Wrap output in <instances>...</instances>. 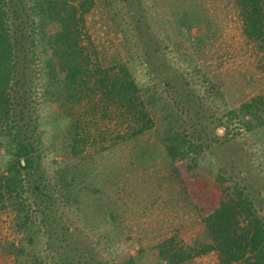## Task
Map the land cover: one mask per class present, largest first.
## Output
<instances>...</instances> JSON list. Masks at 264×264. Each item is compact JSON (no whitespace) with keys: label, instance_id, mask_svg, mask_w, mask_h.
<instances>
[{"label":"rangeland","instance_id":"rangeland-1","mask_svg":"<svg viewBox=\"0 0 264 264\" xmlns=\"http://www.w3.org/2000/svg\"><path fill=\"white\" fill-rule=\"evenodd\" d=\"M240 13L236 0H96L87 44L101 70L114 77L125 67L138 85L154 126L137 137L100 91L68 88L48 48L59 25L36 28L37 177L46 187L40 199L0 206V264H129L128 255L169 264L159 257L164 242L208 239L206 203L191 192L219 194L221 177L264 219V44L244 36ZM186 137L194 152L178 155ZM6 144L0 136V174ZM182 165L201 180L190 196ZM72 170L93 179L76 200L62 185ZM183 264L221 263L211 252Z\"/></svg>","mask_w":264,"mask_h":264},{"label":"trees","instance_id":"trees-1","mask_svg":"<svg viewBox=\"0 0 264 264\" xmlns=\"http://www.w3.org/2000/svg\"><path fill=\"white\" fill-rule=\"evenodd\" d=\"M33 1L32 6L30 0H0V136L7 143L6 153L10 157L5 173L0 174V206L33 192L40 199L46 187L37 177L42 166L33 73L39 59L37 27L44 28L48 22L59 25V30L48 40V48L57 64L54 67L66 75L70 90L78 87L88 93L100 91L104 99L130 117L133 137L154 126L140 89L125 67L112 77L109 70H101L94 62L95 52L92 55L87 44L86 15L95 8L96 0ZM236 1L244 36L264 44V0ZM36 16L40 19L38 25L34 21ZM73 96L71 94L70 98L74 99ZM75 142L78 144L77 140ZM182 142L183 145L177 147L178 155L194 152L192 141L186 137ZM172 146L168 148L174 153ZM189 172L186 165L177 168L187 195L201 182L191 179ZM71 174L70 180L62 184L70 187L68 200L75 199L77 193L85 189L86 181L93 180L90 175L82 178L80 171L72 170ZM218 183L221 190L214 196L190 191L195 195L192 197L195 202L206 203L200 211L208 239L185 247H180L175 239L164 242L159 257L169 264H183L211 252L218 254L221 264H264V219L258 214L254 201L243 189L235 188L230 192L223 177ZM46 198L52 199L51 196ZM82 256L87 259V255ZM126 259L129 264H135L131 255Z\"/></svg>","mask_w":264,"mask_h":264}]
</instances>
